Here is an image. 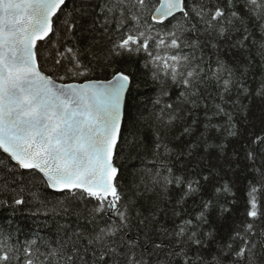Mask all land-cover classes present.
<instances>
[{"label": "snow or ice", "instance_id": "obj_1", "mask_svg": "<svg viewBox=\"0 0 264 264\" xmlns=\"http://www.w3.org/2000/svg\"><path fill=\"white\" fill-rule=\"evenodd\" d=\"M0 218V264H264V0H0Z\"/></svg>", "mask_w": 264, "mask_h": 264}, {"label": "trees", "instance_id": "obj_2", "mask_svg": "<svg viewBox=\"0 0 264 264\" xmlns=\"http://www.w3.org/2000/svg\"><path fill=\"white\" fill-rule=\"evenodd\" d=\"M7 215H8L7 213H4L5 217ZM0 226L7 227L8 226V221L6 219L0 218ZM20 241H21V243H23V241H24V237L23 236L20 237Z\"/></svg>", "mask_w": 264, "mask_h": 264}]
</instances>
